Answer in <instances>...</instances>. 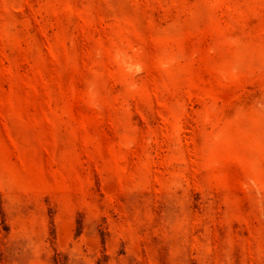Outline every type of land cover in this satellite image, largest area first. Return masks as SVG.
Masks as SVG:
<instances>
[{
  "label": "rangeland",
  "instance_id": "374dc122",
  "mask_svg": "<svg viewBox=\"0 0 264 264\" xmlns=\"http://www.w3.org/2000/svg\"><path fill=\"white\" fill-rule=\"evenodd\" d=\"M0 264H264V0H0Z\"/></svg>",
  "mask_w": 264,
  "mask_h": 264
}]
</instances>
